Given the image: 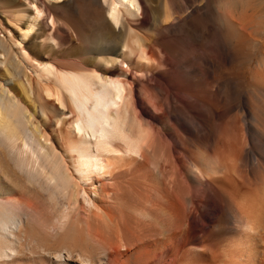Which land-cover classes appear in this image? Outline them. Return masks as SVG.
Wrapping results in <instances>:
<instances>
[{"label":"bare ground","instance_id":"obj_1","mask_svg":"<svg viewBox=\"0 0 264 264\" xmlns=\"http://www.w3.org/2000/svg\"><path fill=\"white\" fill-rule=\"evenodd\" d=\"M260 1L250 0L251 8L244 14L236 0L230 4L227 0H214L213 14L220 19L219 22L224 21L226 27L232 25L230 22L238 24L237 20H243L244 16L254 21L255 17H264V8L257 6H261ZM3 2L8 10L3 12L7 27L2 28L12 35L10 39L0 37V73L6 72L0 80V264H27L30 259H38V264H128L129 258L125 257L131 252L132 243H136V239L131 242L132 237L126 234L129 230L124 232L128 228L126 222L131 219L129 215L136 220H151L152 212L157 214V210L148 212L145 205L156 207L154 204L158 199V205L161 202V205L170 206H166L168 211L162 210L163 218L167 216L169 222L163 220L178 228L176 220L183 209L176 211L177 201L173 196H177L180 182L188 185L190 173L201 185H204L201 178H206L204 170L208 165L202 168L194 162H190V168L188 165L189 174L181 173L178 165L179 131L187 132L190 118L168 91L167 86L171 83L167 75L154 74L148 78L149 74L160 71L166 61L170 62L171 53L178 47L179 31L191 29V15L185 16L181 12L178 15L179 0ZM151 19L150 26L153 24L158 31L157 41L166 53L165 62L153 59V42L149 43L141 31L142 23ZM242 25L246 26L245 23ZM242 25L245 32L238 30L241 33L237 32V37L233 35L232 40L225 37L229 45L224 41L222 45L234 61L239 59L244 39L248 43L257 42L252 34L246 32L251 27L246 26L245 30ZM13 30L20 34L22 40L14 36ZM72 34L96 36L100 59L92 71L83 69V72L82 68V72L79 69L66 70L31 55L33 47L48 48L52 43L58 47L69 42ZM125 64H128L126 68ZM167 65L172 67L170 63ZM129 67L145 74L139 75L137 70L134 72ZM145 76L147 80H143ZM259 76L253 87L263 95L264 79L260 80ZM238 78H235L234 85L242 83ZM14 82L19 84L18 92L11 87ZM216 98L227 104L229 97L218 94ZM257 98L258 103L253 105L252 112L254 122L264 115L263 101ZM44 101H49L48 104L52 101L59 110H67L68 115L65 112L59 118L56 113L51 116L44 108ZM195 125V129L200 131L199 124ZM256 126L249 125V132H256ZM202 137L207 138L205 133ZM205 138L201 141L204 142ZM188 140L192 138L188 137ZM156 157L157 168H154L160 184L152 183L147 177L146 164H154L150 161ZM124 168L140 179L137 181L133 177L134 182L137 181L135 196L141 207L144 203L146 208H137L135 200L137 206L134 203L135 209L132 207L134 210L126 215L128 219L124 213L114 216L106 209L110 204L106 200H114L116 193H120H114L113 189L118 190L115 186L119 182L113 186V180L120 170L123 173ZM203 192V198L195 203L192 195L182 194L181 198L178 194L184 203L187 201L190 205L188 213H183L184 216L187 214L184 221L189 229L194 227L190 217L197 207L198 226L211 217L206 206L212 205ZM176 198L178 200V196ZM61 199L68 200L70 206H65V203L62 206ZM224 205L225 210L211 211L220 216L227 213L243 225V217H240L233 200L226 198ZM181 219L180 215L178 220ZM165 223H161L163 228L168 226ZM122 226H125L124 231Z\"/></svg>","mask_w":264,"mask_h":264},{"label":"rangeland","instance_id":"obj_2","mask_svg":"<svg viewBox=\"0 0 264 264\" xmlns=\"http://www.w3.org/2000/svg\"><path fill=\"white\" fill-rule=\"evenodd\" d=\"M213 1L214 0H179L181 6H179L180 4L178 2L176 11L177 13L181 12L180 14L185 16L191 15V29L179 31L177 35L178 47L171 53L170 62L166 61V63L161 66L160 71L157 70V72L155 71L149 74L148 77L152 78L154 74L162 77L167 75L166 77H168L171 83L170 86H167L168 91L174 96V101L177 106H181L185 114L190 118L191 125L187 124L189 126L187 132L184 133L179 131V135L181 136L178 153V157H180L178 160V165L181 167L180 171L181 173L188 172L189 174L190 162L197 163V165L202 168L204 165H208V169L204 170L206 178H201L204 185H201L195 178V175L190 173L191 179L189 180V184L186 185L180 182L177 193L181 194V198L183 196L182 194L192 195L195 203L199 202L200 198H203V191H205V195L209 198L210 204L212 205V207L205 205L211 217L203 220L198 226L197 218L199 217V209L197 207L190 217L194 227L189 229L185 225L187 214L185 216L184 214L188 213L190 205L187 201L184 203V200L177 194L180 202H178L177 196H173L177 201L176 203L175 200H173L177 204L175 209L176 211H179L180 208L184 210L178 215V219H180L181 215L183 220H176L179 222L177 223L179 225H176L179 231L175 225L172 226L170 223L168 224L169 220L166 218L167 216L163 218L164 215L162 210L165 209L168 211L170 206L165 204L161 205V202L159 203L160 205H158V199H156V201L154 199L157 204L154 205L158 208L150 206L149 204L145 205V207L147 206L146 209L144 203L140 202L148 212L150 210H157L155 212L159 215L152 212L154 220L153 218H151V220H136L135 217L130 215L129 217L133 219H128L129 217H126V215L135 209V204V206H137L138 203L137 208L143 207H141L135 196L136 189L134 188L137 187L135 183L140 179L132 173L130 174V171L126 170L125 167L123 173L121 170L119 172L120 174L122 173L121 176L118 177L120 174L117 175L119 179L115 176L116 181L113 180V186L119 184L115 187H118V190L121 188L119 191L114 190L116 189L114 188V193H120H116L117 196L113 193L112 196L114 197L115 195L116 198H114V200L112 198L113 201L109 198V200H106V203L111 204H109V206L107 204L108 207L106 209H108V212L112 211L114 214L111 213L114 216L124 213L125 217L130 222V225L129 222H126L127 226H125L128 227L127 229L125 226L121 227L123 231V228H125V233L127 232L126 230H129L128 232L130 234L128 232L126 234L132 237L130 239L131 242H134L136 239V243L134 242L136 246L132 243L133 248L131 247V252L125 257L127 259L129 258L128 262L130 263L128 264H134V262L135 264L136 262L137 264H264V115L258 118L259 120L262 119L261 122L258 120L257 123L252 119L253 105L258 103L256 100L258 96L257 99H260V101L262 100V104L264 105V93L262 95V92H258V90L253 87V82L258 80H256V78H258L259 75H261V77L259 76L260 80H262L261 78L264 79V17H257L258 19L255 17V20H257L253 21V19L249 20V18L246 19L244 16V21L241 20L243 23L235 19L239 25L233 22H230L232 25H229L230 23L228 22L229 24L227 25L229 26L226 27L224 21L221 20V22H223L222 25V23L219 22L220 19H217L218 17L216 18V16L214 17L213 11L215 6L214 3H212ZM232 1L233 0H227L229 4ZM236 1L238 2L239 9L243 11L244 14L251 8L249 4L250 0ZM260 2H262L260 3L261 6H257L263 9L264 0ZM4 5L3 0H0V37L10 39L12 34L3 29L4 26L7 27V20L3 16V12L8 10ZM7 6L15 8L11 4ZM179 13L178 15H180ZM151 15L152 17L154 16L152 13ZM247 20L250 22L246 23ZM251 20L253 22H251ZM49 23H51V20ZM151 23L152 19L149 22L142 23V25H144H141V31L148 37L149 43L153 42L151 43L153 45V59L155 58L157 61L161 59L165 62V50L163 47L160 48V41H157L159 38L158 31L153 28V24L152 27L150 26ZM244 23L247 27L251 28H247V30L246 26L242 25ZM241 25L247 30V33L255 37V41L259 44L253 41H249L248 43L246 39H244L245 42L242 40V47L238 54L239 59L234 61L232 55L230 56L229 52L223 48L222 45L223 41L227 43L229 40H232L231 37H233V35L237 37V34H240L242 30L245 32L244 29L241 28ZM234 26L237 28L235 29ZM238 30H241V32ZM13 34L19 40H22L20 34L15 30H13ZM93 35H83L81 37L72 34L69 42L61 43L58 47L52 43L48 45V48H42L41 46H37L36 48L33 47L31 50L32 52H30L35 59L42 62H53V64L66 70L78 71L79 69L80 72L92 71L97 65V60L100 59V55L97 52V38ZM225 37L229 40L227 39L226 41ZM227 44L229 45V43ZM153 49L155 50L153 51ZM227 55L229 57H227ZM168 63H170L172 67H169L167 65ZM127 66L128 64L124 65L125 68ZM83 69L86 70L84 71ZM128 69L134 72L137 70L134 67H129ZM137 71L139 75L145 74L140 72L139 69ZM5 73V71L0 73V80H3L2 77L3 75L5 76ZM148 78L145 76L143 80H147ZM235 78H238V80L240 79L238 82L242 83L234 85L233 83L237 81ZM11 87L16 91L20 90L18 82H14V85ZM218 94L229 97L227 104L218 101L216 98ZM48 103L49 101H44V108H46L48 114L51 113V116L57 114L56 116L59 118L63 116L65 112L68 115L69 112H67V110L63 112V110H59L52 101L50 102L51 104ZM58 112H60V114ZM195 123L199 124L200 131L195 129ZM255 123H257L258 127ZM249 125L256 126L259 133H257V131L254 133L252 131L249 132ZM203 133H205L208 138L204 137V142L201 141L204 140L202 137ZM188 137L192 138V140L189 141ZM218 143L221 147L218 146ZM219 147L220 151L217 150ZM152 161H154V164H146V166H148L146 170L149 176L147 173L146 174L147 177H150L148 180L151 182L153 181L152 183L154 184H160L157 171L155 172L158 157L150 162ZM134 176L138 179L136 182H134L135 179L133 180ZM132 184H134L133 187H131ZM121 192L123 193L121 194ZM225 197L233 200L235 207L238 208L241 213H239L240 217H243V220L241 219L243 225H240L242 224L241 222L238 223L234 218L226 215L227 213L224 214L225 216H220L211 211L212 209L217 211L220 209L225 210ZM116 201H118V203H116ZM61 203L62 206L64 203L65 206H70L68 200L65 199H61ZM166 206H168V208ZM159 210L161 212L158 213ZM158 216L159 218L162 217L161 220L167 219L168 222L167 220L161 221ZM232 219L235 222H233ZM163 222L165 226H170L163 228ZM249 224H251V226ZM250 227H252V229ZM142 228L143 230H141ZM160 228H163V230ZM175 228L177 229L174 231ZM164 229L166 230L162 234L161 232L164 231ZM187 230H190L188 231L189 233ZM131 231H134L133 234ZM168 231L170 232L168 233ZM185 234L187 235L185 236ZM140 237L141 239H137ZM187 238H189V240ZM140 250L144 251L140 252ZM161 250L162 252L164 251V254ZM137 253L138 256L140 254L142 256L138 257ZM133 254H135L134 257L132 256ZM131 256L132 260H135L132 261L130 259ZM146 256H148L147 258L149 259H146ZM38 263H40L38 259H30V261H27V264Z\"/></svg>","mask_w":264,"mask_h":264}]
</instances>
